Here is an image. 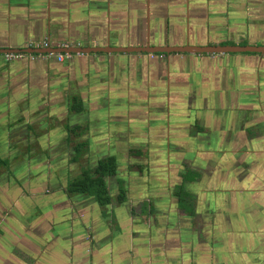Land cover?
<instances>
[{
    "label": "crops",
    "instance_id": "1",
    "mask_svg": "<svg viewBox=\"0 0 264 264\" xmlns=\"http://www.w3.org/2000/svg\"><path fill=\"white\" fill-rule=\"evenodd\" d=\"M43 40L264 45V0H0V49L25 53L0 52V264H264V187L247 186L264 167V54L92 52L58 61L21 50ZM188 140L193 152L236 154L214 168L199 156L183 162ZM162 146L179 152L184 189L214 171L243 191L194 216L174 199L170 213L156 182ZM108 155L117 160L106 178L110 203L67 192ZM164 196L171 200L169 186Z\"/></svg>",
    "mask_w": 264,
    "mask_h": 264
},
{
    "label": "rangeland",
    "instance_id": "2",
    "mask_svg": "<svg viewBox=\"0 0 264 264\" xmlns=\"http://www.w3.org/2000/svg\"><path fill=\"white\" fill-rule=\"evenodd\" d=\"M215 5H216V7L220 6V4L218 2ZM228 10L233 13L232 9L228 8ZM248 11H249V9L244 10V13H245L244 18H246V16L247 17L250 16L249 14H247ZM244 13H243V15H244ZM211 14L212 13L209 12L207 14V17H209ZM139 15H142V13H140ZM139 18H141V17H139ZM130 19H131V17L128 18L126 21L127 25L129 24V26H130ZM132 21H138V15L134 14L132 16ZM138 23H140V22L138 21ZM238 26H240V25L238 24ZM140 27H142L141 23H140ZM236 36H238V35H236ZM230 37L234 38L235 34H234V36L231 35ZM145 54H147V56L152 57L151 56L152 54H149L146 52H145ZM182 114L183 113L178 112V115H175V116H178V118L182 119L183 118ZM251 138H252V136L249 137L248 144L243 143L242 147L236 145L235 149L236 150L244 149V147L251 145L250 144ZM220 141H223V140L220 139ZM191 144H192L191 142L188 143L189 150L184 152L185 155H184L183 162H185L186 159L188 160L190 155H192L193 157L199 156V157H201L207 161H210V165L213 166V168H214L215 164H217L219 161L225 160L230 153L233 152L232 154H236V152H234V151H220V152L215 153L216 152L215 150H213L212 152H206L203 150H199L198 152H193L192 149L194 148V146H192ZM215 148H217V147H215ZM159 149H161V150H157V152L154 153V155H156V160L158 162V163L157 162L156 163L161 167L159 170H162V168H163V169H165V173L163 171H160L159 173H161V176H159V181L156 180V182L158 183V195L160 197H163L166 199V201L164 202V204H166V206L170 202V206H169L170 213H171V208L173 207L172 202L174 201V199H176V204H177L178 208H179V206L182 207L179 204V197L174 192V190L177 191L178 185H181V184H183V190L186 192V200H187L188 205L192 209V211H190L189 209L183 208V207L181 209L183 210L184 213L191 215V216H194L196 212L197 213L206 212L205 211L206 208L209 209L211 206H215V204L217 202V197L220 200H222V199L225 200V197L230 196V195H227L226 193H230V194L234 193L235 194V193H239V192L243 191L237 187L227 185V184H229L228 180H226L225 182H222V181H219V179L213 177L214 171L212 172V174L204 172L203 175L205 178L203 179V181L201 180L202 182L200 183V185L199 186L192 185L190 187H187L188 190H186V189H184V183L187 182V181L184 182V180L186 178L184 176L185 174L181 173L179 175V172L182 170L181 165L179 164L182 160L179 152H177V151L174 152L173 150H170L167 152L166 148L163 146ZM241 153L245 154L246 151H242ZM204 155H206V156H204ZM205 157H208V158H205ZM261 165H262V163H261ZM182 167H183V169L185 168L184 166H182ZM199 169L202 170V167H199ZM263 171H264V167L262 166L261 172L258 173L256 170H253L249 174L251 178H255L254 180L256 182H258V183H255L254 185H248L247 184L248 187H252L254 189L253 190L254 192H260L261 187H264V180H263L264 172ZM175 173L177 175H175ZM261 178L263 180L262 181L263 183L259 184V181L261 180ZM168 186H169V194H171V197H172L171 200L173 199L172 201L170 200V198L164 196V193L168 192ZM247 186H245V187H247ZM245 190L246 189H244V191ZM171 217H172V215H171Z\"/></svg>",
    "mask_w": 264,
    "mask_h": 264
},
{
    "label": "water",
    "instance_id": "3",
    "mask_svg": "<svg viewBox=\"0 0 264 264\" xmlns=\"http://www.w3.org/2000/svg\"><path fill=\"white\" fill-rule=\"evenodd\" d=\"M17 48H4L0 52H18ZM29 53H96V52H147V53H241L255 52L264 54V45L254 44H214V45H150L141 46H72L69 47H47V48H25L21 49Z\"/></svg>",
    "mask_w": 264,
    "mask_h": 264
},
{
    "label": "trees",
    "instance_id": "4",
    "mask_svg": "<svg viewBox=\"0 0 264 264\" xmlns=\"http://www.w3.org/2000/svg\"><path fill=\"white\" fill-rule=\"evenodd\" d=\"M251 53V52H249ZM255 53V52H252ZM164 54V53H157ZM76 110L81 109V104L78 102L75 105ZM85 144L80 143L76 148L75 159L84 151ZM2 160L0 159V162ZM117 170V160L114 155H108L98 160L96 165L92 167H85L82 169L79 176L69 181L67 184V192L70 194L84 193L94 197L95 201L101 205H107L110 203L111 196L106 184V178L114 175ZM186 180V179H185ZM119 193L117 199L119 201L125 198V187L121 181H119ZM179 197V204L186 209L192 211L186 200V192L181 185H178L176 192Z\"/></svg>",
    "mask_w": 264,
    "mask_h": 264
},
{
    "label": "built area",
    "instance_id": "5",
    "mask_svg": "<svg viewBox=\"0 0 264 264\" xmlns=\"http://www.w3.org/2000/svg\"><path fill=\"white\" fill-rule=\"evenodd\" d=\"M70 45H72L71 43L69 42H63L61 44V47H69ZM51 44L49 41L47 40H43V41H40V42H30L28 44V47H34V48H47V47H50ZM25 53H22V52H11V53H7L6 56L7 58H15V57H20V56H23ZM40 54V53H38ZM40 55L42 56H51V55H55L56 59L58 61H61L64 59L65 56H70L71 54L70 53H52V52H49V53H41Z\"/></svg>",
    "mask_w": 264,
    "mask_h": 264
}]
</instances>
